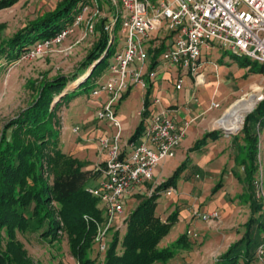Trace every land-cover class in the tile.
Here are the masks:
<instances>
[{"label":"trees","instance_id":"16d2710c","mask_svg":"<svg viewBox=\"0 0 264 264\" xmlns=\"http://www.w3.org/2000/svg\"><path fill=\"white\" fill-rule=\"evenodd\" d=\"M18 1L0 0V11L13 7ZM80 1L82 0H61L52 10L29 21L13 36L1 39L0 61H14L35 42L54 37L64 25L72 22ZM99 22V39L80 64L81 74L57 76L50 80L43 78L35 85L34 82L31 85V103L2 130L0 264H39L28 255L24 244L17 237L18 233H33L51 244L59 241L61 235L65 236L69 252L78 264H97L98 259L101 264H168L180 251L190 250L192 247L193 243L187 233L182 234L172 244L160 247L161 240L176 223L178 212L171 213L166 221L156 214L157 196L167 187L176 185L185 164L167 181L156 187L152 194L132 195V198H137L138 203L127 214L125 212V228L122 231L117 230L115 226L110 228L107 234H111L107 237L104 251H100L95 242L97 226L106 221V216L100 200L87 189L94 187V181L100 176V172L97 166L86 169L87 161L63 151L59 115L62 106H67L82 87L96 83L109 65V57L114 51L112 44L109 45V35L103 29L105 20ZM118 27L119 24L115 29ZM4 28L5 24H0V33ZM104 53L105 57L96 64L91 74L77 88L68 90L69 84L86 73ZM249 61L252 64L251 72L264 74V65L244 58V64ZM63 93L66 94L61 97ZM255 111L262 114L257 123L264 125V100ZM251 114L234 140L242 141L236 144V161L243 170V177L240 179L246 186L245 201L250 203L252 216H255L262 211V203L255 197L254 181L259 168V138L249 127L248 119ZM142 127L143 123L137 128L131 142L138 139ZM219 134V131L205 134L195 144L194 150L201 149L208 140H215ZM220 185H216L212 193L218 191ZM254 221L255 218L252 217L249 228ZM259 226L264 227L262 224ZM250 232L246 235L247 243L252 242L247 241ZM244 240L229 247L222 258L223 264H237L242 256L239 249ZM248 249L243 255L247 263L252 258Z\"/></svg>","mask_w":264,"mask_h":264},{"label":"crops","instance_id":"0c3cea01","mask_svg":"<svg viewBox=\"0 0 264 264\" xmlns=\"http://www.w3.org/2000/svg\"><path fill=\"white\" fill-rule=\"evenodd\" d=\"M60 1L19 0L15 5L25 6L27 9L25 16H29V14L34 12L40 14L48 12L52 6L55 7ZM82 1L88 2V0ZM105 1L98 0L102 7L106 6ZM80 4L81 1L74 14ZM107 13L108 16L106 15L105 19L109 21L114 12L109 13L108 11ZM100 24V22H97L94 32L89 34L87 41L74 46V49H76L75 54L79 58L76 62L75 73L81 74L79 70L80 64L95 47L100 35ZM82 29L83 25L76 29L74 35L70 36L64 45L71 43L72 40L76 41L80 37ZM115 31L116 29L114 28L112 43L114 53L109 59V65L113 62L115 54L120 52L125 46L124 32L123 44L121 47L115 46ZM173 38V33L168 32L165 26L149 35L144 42V47L149 56L146 70H156L157 78L149 82L147 90H142L138 85L132 86L130 83L128 89L115 106L122 125L123 135H128L123 140L121 155L122 157L129 155L132 146L143 140V134L148 124L147 122L145 125V118L151 112V118L156 114H163L178 124H183L189 120H192V123L186 137L176 148L174 157L157 165L154 169L153 179L140 185L126 200L136 201L133 207L135 208L138 200L137 198H132L134 193H149L151 189H155L164 183L166 178H170L179 165L185 164V171L183 170L179 180L182 182L173 186L174 195H167L170 199L161 202L160 205L157 203L160 211L156 212V214L163 221H166L171 213L178 212L175 226H172L170 231L177 225L184 224L186 233L193 243L190 250L180 251L172 260L182 261L183 255L189 252L195 258L186 257L184 259L186 264H223L222 258L228 252L229 247L245 239L239 249L242 256L238 259L237 264H260L257 251L264 244V227L259 226V224L264 225V214L261 217V223H258L257 226L252 223L250 229V220L252 217L256 220V217L252 216L250 203L245 201L246 186L240 179L243 177V170L236 161V155L238 154L236 144L242 141L236 142L234 140L236 135L227 136L219 131V136L215 140H208L201 149L194 150V147L205 134L218 131L217 126L221 127L218 123L227 115L232 109V105L239 98L241 99L245 96L249 90L256 93L255 86L260 84V82L264 84V74L262 73L263 75H261L259 80L250 83L245 93H241L238 96L237 92L231 91L229 88V70H224L214 63L213 69L208 70V72L200 69L198 71L199 77L197 78L195 75L184 72L187 76L184 77L182 87L178 90L173 73L175 70L181 71V69L162 65L160 62L162 53L172 45ZM211 47L204 49L202 53L209 52ZM203 62L205 66V61ZM109 65L102 74L107 72ZM90 68L75 81L73 89L77 88V84L87 76ZM98 79L96 83H98ZM92 97L90 95L89 98L86 97L84 102H80L79 97L76 96L60 112L62 149L64 152L72 153L76 158H78L76 156L78 152L93 151L92 161L78 158L88 162L86 167L88 170L98 164H104L106 151L99 150L98 140L103 137L110 138L114 134V128L109 123L99 121L95 117L96 111L105 101L106 95L101 94L95 101H92L93 103H89L88 101ZM145 102L147 105H145ZM211 102L219 104V107L208 110ZM69 121L72 124L70 127L67 124ZM141 123H143L142 128L144 131H141L135 142H131V138L134 135L133 132L137 130ZM257 124L253 129L252 125H249V127L252 132L258 134V167L260 165L262 167L264 180V125L260 126L259 124L257 126ZM76 127H79V131L74 133L73 129ZM69 132L77 137L76 140H70V147L64 150L67 143L66 137ZM258 175L259 168L255 179ZM100 179L101 176L94 181V187L98 186ZM218 184H221L220 188L215 193H212L214 187ZM213 211L218 213V220L205 221L201 219V215ZM249 231H251V235L247 241H252L251 243L246 242V235ZM176 237L177 235L173 239L167 240L164 247L172 244ZM247 249L250 250L252 255L249 263L245 262L243 257Z\"/></svg>","mask_w":264,"mask_h":264},{"label":"built area","instance_id":"2783aa9c","mask_svg":"<svg viewBox=\"0 0 264 264\" xmlns=\"http://www.w3.org/2000/svg\"><path fill=\"white\" fill-rule=\"evenodd\" d=\"M106 1L116 7L114 15L105 21L103 27L109 35V45L113 43L114 28L120 24L125 33V46L115 54L109 65L110 77L107 82L100 85L96 83L91 93L93 97L106 95L96 118L108 122L114 128L112 137L98 140L99 150L106 151V159L103 167L96 165L101 176L98 186L87 189L100 200L106 216V221L97 226L95 236L100 251L105 250L106 235L112 226L121 231L125 228L124 209L128 196L140 185L153 179L157 165L174 157L176 148L186 137L192 123L189 120L178 124L163 114H156L148 121L143 140L132 146L129 155H121L119 140L122 125L115 106L132 81L142 90H147L149 82L158 75L156 70H146L149 56L144 42L149 35L163 26L173 33V43L162 53L161 64L178 67L196 78L199 77L198 63L202 51L211 46H218L234 56H243L264 65V0ZM100 17L98 0L81 1L71 23L62 27L54 37L35 42L22 55L26 59H35L47 52H54L75 29L84 25L80 37L74 42L78 44L94 32ZM181 87L182 79H179L176 88L179 90ZM263 100L264 87L259 101ZM217 107L219 104L211 102L208 110ZM78 131L79 127L73 129L74 133ZM261 171L260 165L254 187L255 197L261 201L264 214V180ZM153 190L149 191V195ZM165 192L171 195L174 189ZM218 218L216 211L201 215L205 221ZM257 256L260 264H264V244L258 248Z\"/></svg>","mask_w":264,"mask_h":264},{"label":"rangeland","instance_id":"374dc122","mask_svg":"<svg viewBox=\"0 0 264 264\" xmlns=\"http://www.w3.org/2000/svg\"><path fill=\"white\" fill-rule=\"evenodd\" d=\"M105 2H106V6L102 7V5H100L101 17L99 18V21H103V20L107 21L105 19V16L108 14L107 12L109 11V13H113L116 11V7L112 6L110 2H107V1ZM53 7L54 6H52L50 9L52 10ZM26 10L27 9L25 6L15 5L11 8L0 11V24H5V28L0 33V41L3 38H9L13 36L18 30L25 27L29 21H32L42 15V13L40 14V13L34 12L33 14H29V16H25ZM84 27L85 26L83 25L82 31L84 30ZM75 31L76 29L74 30V33ZM74 33L71 36H73ZM123 36H124L123 30L120 29V24H119L118 29H116L115 31V38H116L115 46L116 47H121V45L123 44V41H122ZM69 38L70 36L65 41H67ZM88 38H89V35L81 42L83 43L87 41ZM65 41L63 42V45L61 47L56 48L54 52H47L43 56H39L38 58H35V59H30V58L26 59L24 58L25 55H22L23 54L22 53L18 57V59L14 61H11V62L6 61V60L0 61V135L2 133L4 126L7 123L13 121L16 117H18L21 114V112L25 110L31 103L32 98H33L32 97L33 89L31 85L34 82H35L34 83L35 85L43 78L50 80L57 76H63V77L67 76L68 77L75 73L76 64H77L76 62L79 60L78 56L75 54L76 49H74L75 48L74 46L76 44H74L75 41L72 40L73 42L71 41V43L64 45ZM27 50L25 52H27ZM61 50L62 52H60ZM207 52L202 53L201 55L200 63H198L199 64L198 71L200 69H203V71L205 70V72L206 71L208 72V70L213 69L214 63L218 67L223 68L224 70H229L228 72L229 88L231 91L237 92L238 96H240L241 93H245L248 90L250 83H253L254 81L259 80L261 78V75H263L260 72H251L250 70H251L252 64L250 63V61L244 64L243 56H234L230 52L223 50L222 48L218 46L211 47L209 52L208 53ZM111 57L112 56H110L109 59H111ZM22 58H24V60H22ZM203 61H205V66H204V63H202ZM228 61L230 62L228 63ZM173 75H174L173 78L175 82L178 83V80L182 79V84L184 81V77L187 76V74L184 73L182 70L181 71L175 70ZM109 77L110 75L107 70V72H105L99 77L97 81L98 85L105 84L107 80L109 79ZM74 84L75 82L70 83L68 86V90L73 89ZM131 84L132 86L136 85L134 84L133 81L131 82ZM95 85L96 83L92 85L90 84L86 87H82L78 91L76 96L79 97L78 99L80 102H84V100H86V97L88 98L90 97L93 88L96 87ZM257 87L260 88L259 92L261 93V90L264 87V84L260 82V84H258ZM253 93L254 92L252 90H249V92L245 96H243L241 99L248 98L249 95ZM97 98L98 97H92L89 99L88 102L93 103L92 101H95ZM259 103L260 101H257V103L252 108V110L246 113L245 117L243 118V122L240 128L232 131V132H236V131L238 132L230 136L238 135L241 133L244 127V124H245V120L251 113L252 114L248 119V123L249 125H252V129L255 127L257 123V119L262 116L261 113H257V111H255ZM63 109L64 108L62 106L60 112H62ZM253 111H254V114H253ZM96 116H97V111H96L95 117ZM151 116H152V112L147 114L145 118V121H146L145 125L151 119ZM225 117L226 118L229 117L228 119L232 118V113L229 114V116L227 114ZM59 118H60V115H59ZM67 124H68V127L72 125L70 121ZM217 128H218V131H221L222 134H225L221 127L217 126ZM142 131H144L143 128H142ZM135 132L136 130L133 132V134ZM127 136L128 135H123V132L121 130V139L119 140L120 146H122L123 140ZM76 137L77 136L71 134V132L67 134V137H66L67 143H66V147L64 148V150H67V148L70 147L71 145L70 140H76ZM75 152H77V150H75ZM76 154L78 158L87 159L88 161H92L91 158H93L94 156L93 151H86L84 153L78 152ZM179 167H181V165H179L176 168V170ZM184 171H185V168H184ZM180 177L181 175L176 180V183L182 182V181H179ZM168 179L169 177L166 178L165 181H167ZM170 188L174 189V187L171 185L167 187L165 190H162L160 194L157 196L156 202L159 205L161 204V202L170 199L165 192L166 190ZM135 204H136V201L132 202L131 199L126 200L125 202L126 214L128 213L129 210H132ZM158 204L156 205L157 213L160 211L158 210L159 208ZM262 215H263L262 211L258 212L255 215L256 220L253 222L255 226H257L258 223H261ZM172 226L174 227L175 223ZM185 228L186 227L184 226V224L177 225V227L169 231V233L164 237V239L161 240L159 246L164 247V245L167 243V240L169 241L170 239H173V237L177 235V237L174 240L176 241L182 234L186 233ZM109 234L106 235V241H107V237ZM17 237L24 244V248L27 250L28 255H30L31 258L39 264H78L73 259V257L71 256L69 252V247H68L67 239L65 236L61 235L59 241L54 242L53 244L49 243L48 241L40 239L37 235L33 233H26L24 235L18 233ZM186 257L193 258L194 255L187 252L181 258L182 261H178L177 259H174V260H171L168 264H186L185 263L186 261L184 260ZM194 262L196 263L195 260ZM97 264H101L100 259H98ZM156 264H163V263H156Z\"/></svg>","mask_w":264,"mask_h":264},{"label":"bare ground","instance_id":"6f19581e","mask_svg":"<svg viewBox=\"0 0 264 264\" xmlns=\"http://www.w3.org/2000/svg\"><path fill=\"white\" fill-rule=\"evenodd\" d=\"M254 89L256 90V93L250 94L248 98L240 99L232 105L233 106L232 109H230V111L227 113L228 116L229 114L232 113V118L228 119L229 117L228 118L224 117V119H222L218 123L219 126L225 128L228 132L229 131L232 132L240 128L246 113L252 110V108L255 106L257 101L260 100V96H261V93L259 92L260 88L255 86Z\"/></svg>","mask_w":264,"mask_h":264},{"label":"water","instance_id":"95a60500","mask_svg":"<svg viewBox=\"0 0 264 264\" xmlns=\"http://www.w3.org/2000/svg\"><path fill=\"white\" fill-rule=\"evenodd\" d=\"M105 57V53H104V55L99 59V60H97L92 66H91V68H90V70H89V72H88V74H87V76L82 80V81H80L78 84H77V87L79 86V84L81 83V82H83L90 74H91V72H92V70H93V68L96 66V64L97 63H99L103 58ZM66 93H63L62 95H61V97L62 96H64ZM60 99V97L58 98V99H56L55 101H54V103H56L58 100ZM225 117V116H224ZM223 117V118H224ZM222 118V119H223ZM223 129V132L227 135V136H230V135H232V134H236L238 131H236V132H231V131H227L225 128H222Z\"/></svg>","mask_w":264,"mask_h":264}]
</instances>
